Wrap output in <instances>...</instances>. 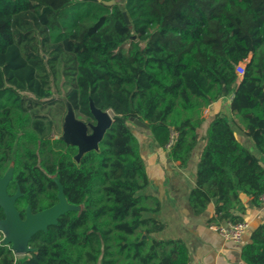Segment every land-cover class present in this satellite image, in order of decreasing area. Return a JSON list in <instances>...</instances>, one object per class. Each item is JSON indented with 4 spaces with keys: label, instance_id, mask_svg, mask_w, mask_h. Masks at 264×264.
Instances as JSON below:
<instances>
[{
    "label": "trees",
    "instance_id": "1",
    "mask_svg": "<svg viewBox=\"0 0 264 264\" xmlns=\"http://www.w3.org/2000/svg\"><path fill=\"white\" fill-rule=\"evenodd\" d=\"M123 1L0 0V176L14 165L7 191L20 189L22 218L27 207L37 213L58 202L54 177L81 206L34 235V252L22 258L0 233V264H189L181 239L155 236L167 224L159 199L144 194L149 178L132 118L185 169L204 110L229 100L209 122L188 202L196 216L214 202L213 224L243 222L244 198L261 206L264 0ZM89 99L114 123L99 150L76 162L78 149L56 137L67 104L77 119H92ZM242 259L264 264V222Z\"/></svg>",
    "mask_w": 264,
    "mask_h": 264
},
{
    "label": "crops",
    "instance_id": "2",
    "mask_svg": "<svg viewBox=\"0 0 264 264\" xmlns=\"http://www.w3.org/2000/svg\"><path fill=\"white\" fill-rule=\"evenodd\" d=\"M228 109L229 100L210 103L207 114L203 115L207 121L204 131L185 169L168 159L166 151L159 148L148 130L136 131L149 178L144 194L159 199L161 211L158 217L167 224L166 229L155 236L158 239H181L188 248L189 264H246L242 259V249L250 241L253 230L264 222V205L256 207L249 198H244L246 213L243 219L249 222L250 229L243 235L242 242L236 244L225 241L210 228L213 225L210 220L215 214L214 202L200 216L193 214L188 202V194L195 186L197 164L207 141L209 122L219 111ZM235 133L241 144L260 157L244 132L235 128Z\"/></svg>",
    "mask_w": 264,
    "mask_h": 264
},
{
    "label": "water",
    "instance_id": "3",
    "mask_svg": "<svg viewBox=\"0 0 264 264\" xmlns=\"http://www.w3.org/2000/svg\"><path fill=\"white\" fill-rule=\"evenodd\" d=\"M111 1L107 5H113ZM126 23L131 26L126 12L123 13ZM89 108L94 123H86L76 118L70 104H67V113L64 117L62 134L57 139L63 141L67 146H74L78 149L75 161L79 162L83 155L89 151L99 150V144L103 140L106 132L114 123L112 114L109 111L98 109L92 99H89ZM141 129H148V126L138 119H131L128 125ZM91 134H88V130ZM14 165L11 164L7 172L0 177V208L3 210L4 218L0 219V233L3 235L2 243L11 246L16 256L29 255L34 252L30 246V240L38 232H47L50 226L58 224L61 216L71 211H80V205L70 204L65 197L63 187L54 177L58 186V202L50 208L33 213L31 207H27L25 218L21 217L16 208V201L22 196L20 189L14 195L8 194V185L13 177Z\"/></svg>",
    "mask_w": 264,
    "mask_h": 264
},
{
    "label": "built area",
    "instance_id": "4",
    "mask_svg": "<svg viewBox=\"0 0 264 264\" xmlns=\"http://www.w3.org/2000/svg\"><path fill=\"white\" fill-rule=\"evenodd\" d=\"M237 73L239 76H242L244 73V64H240L237 67ZM207 114V110L205 109L203 115ZM169 147V146H168ZM261 205H264V195L260 198ZM210 228L217 232L218 235L224 239L225 241H230L233 243H241L243 235L250 229V224L247 221H243L240 223H230L223 222L219 224H213Z\"/></svg>",
    "mask_w": 264,
    "mask_h": 264
},
{
    "label": "flooded vegetation",
    "instance_id": "5",
    "mask_svg": "<svg viewBox=\"0 0 264 264\" xmlns=\"http://www.w3.org/2000/svg\"><path fill=\"white\" fill-rule=\"evenodd\" d=\"M84 122H86V123H89V122H92V123H94V120H93V118L90 120V121H84ZM88 134H91V130L89 129L88 130ZM7 172V171H6ZM3 176V175H2ZM2 176H0V177H2ZM11 183V182H10ZM9 186V185H8ZM19 188H17V190H18ZM17 190H16V192H17ZM14 195V194H13Z\"/></svg>",
    "mask_w": 264,
    "mask_h": 264
},
{
    "label": "rangeland",
    "instance_id": "6",
    "mask_svg": "<svg viewBox=\"0 0 264 264\" xmlns=\"http://www.w3.org/2000/svg\"><path fill=\"white\" fill-rule=\"evenodd\" d=\"M118 1H119L120 5H122V6L124 5V1L123 0H118ZM251 147H252V149H254L253 146H251ZM262 160H264V159H262ZM17 257L18 258H22V257H24V255H20V256H17Z\"/></svg>",
    "mask_w": 264,
    "mask_h": 264
}]
</instances>
